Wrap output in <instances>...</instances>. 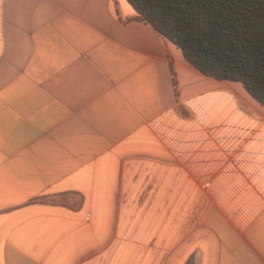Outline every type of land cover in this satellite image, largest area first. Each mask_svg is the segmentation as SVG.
Wrapping results in <instances>:
<instances>
[{
	"label": "crops",
	"instance_id": "crops-1",
	"mask_svg": "<svg viewBox=\"0 0 264 264\" xmlns=\"http://www.w3.org/2000/svg\"><path fill=\"white\" fill-rule=\"evenodd\" d=\"M126 0H0V264H264V107Z\"/></svg>",
	"mask_w": 264,
	"mask_h": 264
},
{
	"label": "trees",
	"instance_id": "trees-1",
	"mask_svg": "<svg viewBox=\"0 0 264 264\" xmlns=\"http://www.w3.org/2000/svg\"><path fill=\"white\" fill-rule=\"evenodd\" d=\"M126 1L192 67L240 83L264 107V0Z\"/></svg>",
	"mask_w": 264,
	"mask_h": 264
}]
</instances>
